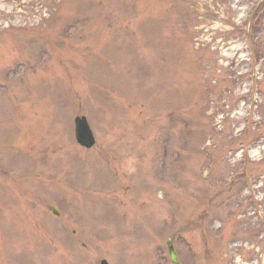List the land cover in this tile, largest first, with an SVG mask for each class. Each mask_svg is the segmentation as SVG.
Wrapping results in <instances>:
<instances>
[{
  "label": "rangeland",
  "instance_id": "374dc122",
  "mask_svg": "<svg viewBox=\"0 0 264 264\" xmlns=\"http://www.w3.org/2000/svg\"><path fill=\"white\" fill-rule=\"evenodd\" d=\"M167 241L264 264V0H0V264Z\"/></svg>",
  "mask_w": 264,
  "mask_h": 264
},
{
  "label": "water",
  "instance_id": "95a60500",
  "mask_svg": "<svg viewBox=\"0 0 264 264\" xmlns=\"http://www.w3.org/2000/svg\"><path fill=\"white\" fill-rule=\"evenodd\" d=\"M75 125V139L77 143L85 148H90L94 145L95 140L92 131L89 128L85 117H76L74 119ZM52 211L57 215L56 210L52 207ZM169 254L172 262L177 264L176 253L174 252L173 246L168 242ZM99 264H108L105 260H102Z\"/></svg>",
  "mask_w": 264,
  "mask_h": 264
}]
</instances>
